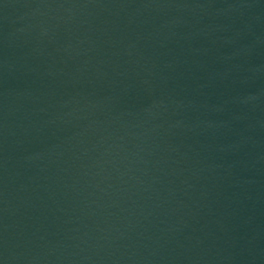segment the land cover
<instances>
[{"label": "water", "instance_id": "obj_1", "mask_svg": "<svg viewBox=\"0 0 264 264\" xmlns=\"http://www.w3.org/2000/svg\"><path fill=\"white\" fill-rule=\"evenodd\" d=\"M0 264H65L1 17Z\"/></svg>", "mask_w": 264, "mask_h": 264}]
</instances>
